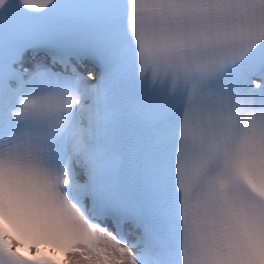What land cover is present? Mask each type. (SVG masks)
Wrapping results in <instances>:
<instances>
[{
    "label": "bare ground",
    "instance_id": "obj_1",
    "mask_svg": "<svg viewBox=\"0 0 264 264\" xmlns=\"http://www.w3.org/2000/svg\"><path fill=\"white\" fill-rule=\"evenodd\" d=\"M99 248L107 258H110L108 252L110 254L112 253V254L120 255V249L116 247L112 243V241L108 239L104 240L102 246H100ZM73 261L77 264L98 263V259L96 256H91L88 253L84 252L83 250L79 254L74 255Z\"/></svg>",
    "mask_w": 264,
    "mask_h": 264
}]
</instances>
